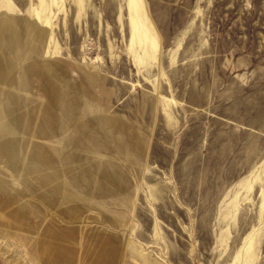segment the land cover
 I'll list each match as a JSON object with an SVG mask.
<instances>
[{
  "label": "rangeland",
  "instance_id": "rangeland-1",
  "mask_svg": "<svg viewBox=\"0 0 264 264\" xmlns=\"http://www.w3.org/2000/svg\"><path fill=\"white\" fill-rule=\"evenodd\" d=\"M0 264H264V0H0Z\"/></svg>",
  "mask_w": 264,
  "mask_h": 264
}]
</instances>
